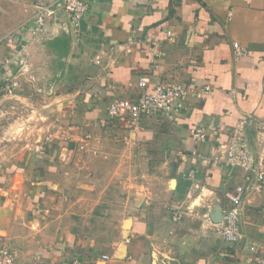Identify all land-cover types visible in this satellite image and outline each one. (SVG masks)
<instances>
[{
  "label": "crops",
  "instance_id": "obj_1",
  "mask_svg": "<svg viewBox=\"0 0 264 264\" xmlns=\"http://www.w3.org/2000/svg\"><path fill=\"white\" fill-rule=\"evenodd\" d=\"M86 2L74 30L66 32L58 11L33 39L24 27L37 4L20 26L1 29L0 60L14 66L21 57L31 71L40 55L33 70H45L69 131L46 137L21 165L0 167V246L12 249L14 264H249L242 243H224L205 215L229 207L242 181L239 170L214 159L216 146L244 118L249 138L264 124V0ZM62 38L68 46L59 51L54 41ZM234 42L243 56H234ZM156 52L145 91L174 82L209 93L180 102L171 118H142L137 128L110 119L112 100L144 91L137 81ZM197 128L203 143L191 139ZM115 202L116 212L107 208ZM175 205L190 208L178 222ZM239 221L244 238L264 243V188L243 198Z\"/></svg>",
  "mask_w": 264,
  "mask_h": 264
},
{
  "label": "built area",
  "instance_id": "obj_2",
  "mask_svg": "<svg viewBox=\"0 0 264 264\" xmlns=\"http://www.w3.org/2000/svg\"><path fill=\"white\" fill-rule=\"evenodd\" d=\"M86 0H53L48 4H37L31 22L24 27L31 34L33 39H38L44 34L47 24L56 19L58 11L62 12L66 24V32L70 29H77L87 12ZM234 56H243L246 52L239 47L237 42L232 44ZM162 53H152L150 56V72L139 77L137 86L144 90L135 100L118 98L112 100L106 109L107 115L112 120L122 121L132 128L140 125L142 118L156 115H165L169 118L176 112L177 105L185 102L188 98L202 99L209 93L208 86L187 88L180 83H159L154 85L150 91L148 87L154 71L157 68V60ZM21 66L24 61L19 57ZM8 58L0 60V67L8 74L11 67ZM16 62V61H15ZM96 63H99L96 61ZM12 82V90L17 87ZM248 118H244L233 127L226 141L218 144L215 148L214 159L229 169H237L242 173V181L235 186L234 193L229 195L230 206L221 210L222 221L218 226L221 240L229 246L242 243L247 255V263L264 264V243L251 241L243 237L239 225V207L243 198L248 194H259L264 188V124H260L255 131L253 138H249L246 132ZM191 139L195 144L205 141V132L201 128L193 129ZM81 149L83 147H80ZM191 154L205 160L204 156L192 150ZM194 170H190L186 178L192 180ZM171 219L178 222L183 216L190 212L189 207L175 205L171 207ZM205 216L208 217L206 214ZM102 256V259H106ZM15 254L6 245L0 246V264H14ZM74 264H78L74 261Z\"/></svg>",
  "mask_w": 264,
  "mask_h": 264
},
{
  "label": "rangeland",
  "instance_id": "obj_3",
  "mask_svg": "<svg viewBox=\"0 0 264 264\" xmlns=\"http://www.w3.org/2000/svg\"><path fill=\"white\" fill-rule=\"evenodd\" d=\"M35 4L37 0H0L1 42L6 40V37L3 38L6 31L1 29H5L7 25L12 29L20 26L30 15L31 8L33 9ZM6 15L9 18L7 24ZM39 57L40 55H36L31 71H28L27 62L21 66L19 58L14 62L16 65L9 68L8 74L0 67V167L2 169L21 165L19 161L22 160L24 153L35 150L39 144L46 141V137L47 139L62 137L69 131L68 117L63 112L64 107L58 108L52 103L53 97L58 95L48 86V80L43 78L46 75L45 70L38 67L33 70L41 61ZM12 82L18 84L14 90H12ZM107 208L115 212L118 210L116 202ZM129 224L130 221L124 226L127 227Z\"/></svg>",
  "mask_w": 264,
  "mask_h": 264
},
{
  "label": "water",
  "instance_id": "obj_4",
  "mask_svg": "<svg viewBox=\"0 0 264 264\" xmlns=\"http://www.w3.org/2000/svg\"><path fill=\"white\" fill-rule=\"evenodd\" d=\"M173 182V181H172ZM207 215H208V218L211 220V222L213 223V224H219V223H221V221H222V217H223V215H222V212H221V209H220V207L218 206V205H214L213 207H212V209H211V211H209L208 213H207ZM130 220H126L125 222H124V224H123V226L126 224V223H128ZM131 222V221H130ZM126 230H128L129 229V227H127V228H125Z\"/></svg>",
  "mask_w": 264,
  "mask_h": 264
},
{
  "label": "trees",
  "instance_id": "obj_5",
  "mask_svg": "<svg viewBox=\"0 0 264 264\" xmlns=\"http://www.w3.org/2000/svg\"><path fill=\"white\" fill-rule=\"evenodd\" d=\"M65 38L62 39H58L54 41V44L56 45V49H58L59 51H63L65 50V48L68 46V42Z\"/></svg>",
  "mask_w": 264,
  "mask_h": 264
}]
</instances>
